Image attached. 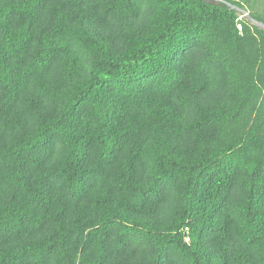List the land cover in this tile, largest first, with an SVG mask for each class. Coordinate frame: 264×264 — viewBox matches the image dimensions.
<instances>
[{
	"label": "trees",
	"instance_id": "16d2710c",
	"mask_svg": "<svg viewBox=\"0 0 264 264\" xmlns=\"http://www.w3.org/2000/svg\"><path fill=\"white\" fill-rule=\"evenodd\" d=\"M238 8L264 24L0 0V264H264V29Z\"/></svg>",
	"mask_w": 264,
	"mask_h": 264
},
{
	"label": "water",
	"instance_id": "95a60500",
	"mask_svg": "<svg viewBox=\"0 0 264 264\" xmlns=\"http://www.w3.org/2000/svg\"><path fill=\"white\" fill-rule=\"evenodd\" d=\"M203 1L206 2V3L213 4V5H217V4H220V3L223 2V0H203ZM227 4H228V3H227ZM238 9H239V11L241 12V14H242L243 16H245L249 21H251L252 23H255L256 25H258L259 27H261V28L264 29V24L261 23V22H259V21H257V20H255L254 18H252V17L249 15V13H248L247 10H245V9H241V8H238Z\"/></svg>",
	"mask_w": 264,
	"mask_h": 264
},
{
	"label": "rangeland",
	"instance_id": "374dc122",
	"mask_svg": "<svg viewBox=\"0 0 264 264\" xmlns=\"http://www.w3.org/2000/svg\"><path fill=\"white\" fill-rule=\"evenodd\" d=\"M260 3H262V4H264V0H258ZM238 28H239V26H238Z\"/></svg>",
	"mask_w": 264,
	"mask_h": 264
}]
</instances>
